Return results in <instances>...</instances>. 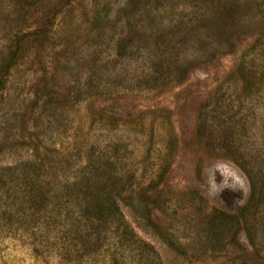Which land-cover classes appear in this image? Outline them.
<instances>
[{"label": "rangeland", "instance_id": "374dc122", "mask_svg": "<svg viewBox=\"0 0 264 264\" xmlns=\"http://www.w3.org/2000/svg\"><path fill=\"white\" fill-rule=\"evenodd\" d=\"M56 1L0 0V59ZM45 46L0 92V167L116 174L157 264H264V0H72ZM25 211L0 264H69Z\"/></svg>", "mask_w": 264, "mask_h": 264}, {"label": "trees", "instance_id": "16d2710c", "mask_svg": "<svg viewBox=\"0 0 264 264\" xmlns=\"http://www.w3.org/2000/svg\"><path fill=\"white\" fill-rule=\"evenodd\" d=\"M71 1L57 0L49 12L41 15L39 25L17 31L9 38L8 51L0 59V92L21 59L30 53L39 55L45 49L58 15ZM40 165L31 159L0 167V218L5 225L12 226L15 215L31 210L35 223L46 222L50 231L61 233L63 242L55 248L56 254L69 264H157L153 259L156 249L138 237L120 205L125 186L108 188L116 183V174L94 176L82 170L84 173L72 180L61 184L50 181L46 186L37 171ZM18 198L21 207L16 206Z\"/></svg>", "mask_w": 264, "mask_h": 264}]
</instances>
